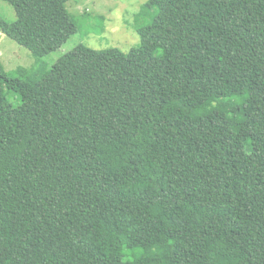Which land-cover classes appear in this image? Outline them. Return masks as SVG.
Segmentation results:
<instances>
[{
    "label": "trees",
    "instance_id": "1",
    "mask_svg": "<svg viewBox=\"0 0 264 264\" xmlns=\"http://www.w3.org/2000/svg\"><path fill=\"white\" fill-rule=\"evenodd\" d=\"M4 1L27 73L80 27L71 0ZM136 16L130 51L79 44L38 85L0 58V264H264V0Z\"/></svg>",
    "mask_w": 264,
    "mask_h": 264
},
{
    "label": "rangeland",
    "instance_id": "2",
    "mask_svg": "<svg viewBox=\"0 0 264 264\" xmlns=\"http://www.w3.org/2000/svg\"><path fill=\"white\" fill-rule=\"evenodd\" d=\"M148 0H71L67 9L76 18L79 28L72 23L58 34L37 47L39 57L49 63L43 70L27 73L28 68H35L37 59L33 52L0 33V58L6 74L10 77L27 79L38 85L54 74L52 64L63 54L79 44L95 49L117 47L124 52L130 51L140 41L138 28L143 26L144 19L137 20V13L142 4ZM0 15L8 22L16 20L12 5L0 0ZM150 53V57H151ZM9 101L17 105L20 100L15 92L8 93ZM243 97H236L241 102ZM209 108L208 110H211ZM206 110V111H208ZM258 153H255L256 156Z\"/></svg>",
    "mask_w": 264,
    "mask_h": 264
}]
</instances>
